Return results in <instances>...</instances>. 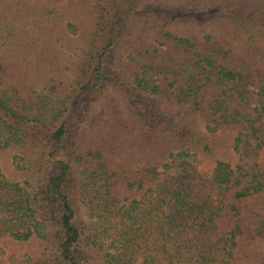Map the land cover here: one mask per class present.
I'll list each match as a JSON object with an SVG mask.
<instances>
[{"label": "trees", "instance_id": "16d2710c", "mask_svg": "<svg viewBox=\"0 0 264 264\" xmlns=\"http://www.w3.org/2000/svg\"><path fill=\"white\" fill-rule=\"evenodd\" d=\"M0 264H264V0H0Z\"/></svg>", "mask_w": 264, "mask_h": 264}, {"label": "rangeland", "instance_id": "374dc122", "mask_svg": "<svg viewBox=\"0 0 264 264\" xmlns=\"http://www.w3.org/2000/svg\"><path fill=\"white\" fill-rule=\"evenodd\" d=\"M247 81L250 84V91H251V105L255 106V91H256V83L255 81L252 79V77L249 74H245ZM83 218H85V216L83 215Z\"/></svg>", "mask_w": 264, "mask_h": 264}]
</instances>
